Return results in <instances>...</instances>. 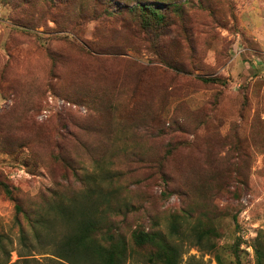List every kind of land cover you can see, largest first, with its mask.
I'll return each mask as SVG.
<instances>
[{
  "label": "rangeland",
  "instance_id": "374dc122",
  "mask_svg": "<svg viewBox=\"0 0 264 264\" xmlns=\"http://www.w3.org/2000/svg\"><path fill=\"white\" fill-rule=\"evenodd\" d=\"M171 2H149L167 27L146 32L130 1L0 0L1 264H57L65 228L51 238L30 222L109 179L126 238L192 212L216 229L215 248L184 241L180 264H236L235 252L255 264L264 0Z\"/></svg>",
  "mask_w": 264,
  "mask_h": 264
},
{
  "label": "trees",
  "instance_id": "16d2710c",
  "mask_svg": "<svg viewBox=\"0 0 264 264\" xmlns=\"http://www.w3.org/2000/svg\"><path fill=\"white\" fill-rule=\"evenodd\" d=\"M123 1L135 4L127 14L133 16L141 30L150 32L167 27L166 13L155 9L149 2L173 4L172 0H120ZM203 81L218 82L217 79ZM110 180H107L106 189L94 185L82 192L80 198L63 194L64 201H54L40 208V219L30 222L34 228L46 229V235L51 238L56 237L54 227L59 221L65 228L53 251L57 264H127L131 260L143 264H180L184 241L209 250L215 248L210 242L217 236L212 223L199 218L192 221V212L187 211L171 215L166 232L134 230L126 238L121 232V223L115 218L122 211V205L118 201V190L109 186ZM93 183L96 182L93 180ZM4 192L11 197V191L5 186ZM15 209L17 212L21 210L17 205ZM261 235L255 244V264H264ZM22 242H25L23 238ZM234 256L236 264H242L236 252ZM18 257L22 255L18 254ZM185 264L203 263L190 257Z\"/></svg>",
  "mask_w": 264,
  "mask_h": 264
}]
</instances>
